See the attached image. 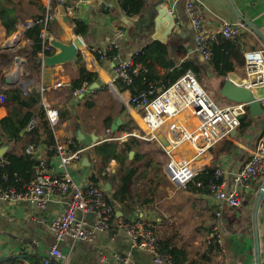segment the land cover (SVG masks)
<instances>
[{
    "label": "crops",
    "instance_id": "0c3cea01",
    "mask_svg": "<svg viewBox=\"0 0 264 264\" xmlns=\"http://www.w3.org/2000/svg\"><path fill=\"white\" fill-rule=\"evenodd\" d=\"M42 6H47V0H40ZM189 1H194L203 11L204 28L208 34L217 32L225 22L242 21L244 17L247 30L241 35L242 50L255 51L264 49V0H147L144 13L136 17L126 16L119 5L113 4L110 15L98 13V3L94 0L71 1L66 6L51 2V10L55 13L51 26L52 40L56 39L69 44L75 37L84 40V49L72 62L56 67H44L41 74L29 77L26 70L27 59L18 54L21 47H30L31 41L25 39L24 24L18 25L17 32L8 36L0 22V96H6L5 105L0 102V121L12 113L25 115L27 112L38 114L42 110L41 100L48 101L52 106L59 108L61 123L58 139L73 138L76 150H83L79 161L69 168L70 175L78 185L93 182L97 178L98 186L102 187L110 200L119 188L121 177L120 166L112 160L100 172L101 158L96 155L95 147L100 146L106 135L105 121L111 116L115 121L121 120L131 129L116 133L117 136L137 131V112L129 104H125L111 90V78L115 66L123 61L132 60L136 54L153 41L155 34L157 6L167 7L175 19V28L164 44L169 45L168 61L176 67L183 63H192L199 68V82L212 79L217 83V92L220 94V82L225 80L217 75L211 66V61H205L196 49L195 33L191 18L187 11ZM71 12V13H70ZM126 16L129 24L122 21ZM73 20H82L89 26L86 36L76 35ZM244 22V21H242ZM121 31V34L119 33ZM258 32V33H257ZM263 39H262V38ZM113 46H115L113 48ZM105 51V60L100 58ZM117 51L113 57L107 54ZM54 52L56 50L54 49ZM99 54V56L97 55ZM145 64V63H144ZM144 64H141L142 66ZM153 68L157 76H167L166 67L156 65ZM98 73V82L89 86L87 90L76 98L68 88L72 79L79 76V70ZM139 70L136 74H146ZM173 69H170L172 71ZM198 78V77H197ZM237 84L246 85L245 68H238L236 72L228 74ZM24 82H30L33 90L31 96H25L21 90ZM62 82L63 88L53 86ZM45 87L42 95L37 93L39 86ZM118 86V82L116 83ZM155 87V86H154ZM163 85L156 86L161 90ZM20 90L24 102L31 103L39 100L38 104L21 106L19 101L12 100L15 90ZM260 99L264 96V89H253ZM129 93H132L129 91ZM226 101V100H225ZM223 103L222 106L232 105ZM243 132L237 129L235 136L231 134L206 149L195 160V167L202 172L209 166L224 171V182L227 188L233 183L234 174L250 160L257 146L258 136L264 131V113L252 115L250 108L242 116ZM172 125H181L193 128L191 116H185L169 122L161 129L160 138L164 146H168V132ZM112 129V128H111ZM135 138L141 141V146L130 152L126 165L133 163L137 152L143 157L136 162L138 173L135 175L132 186L131 207L122 206L112 199L115 217L110 228L98 234L92 241H74L65 238L58 244L66 264H156L152 255L134 246L130 236L117 226L118 220L127 222L137 221L140 225L152 226L161 241H170L184 252L181 258L185 264H256V233L261 246V264H264V197L261 199L258 210V197L264 182V172L257 180L251 183L249 190L243 193V202L238 208H230L227 204L218 201L210 192H192L170 188L172 182L165 172L168 160L160 142H148L138 137H127L121 142ZM97 140V141H96ZM115 142V141H106ZM225 142L235 145V148L225 153ZM154 146L157 152L163 154L166 162L158 160L147 148ZM21 144L6 137L0 124V164L5 154L15 151L21 152ZM44 148L47 157L48 150ZM196 149L193 144L186 143L177 156L194 158ZM48 170L58 175L59 168L56 158L47 160ZM160 165V166H159ZM107 168L110 171H107ZM158 189L157 197L154 192ZM157 192V191H156ZM70 193L52 198L47 204L39 205L30 202H0V264L13 262L15 264H40L48 256L50 248L56 243L54 232L49 223L60 219L70 201ZM125 203H129L125 201ZM82 218L91 227L97 222L95 214H87ZM216 234L219 238L220 251L209 252L210 237ZM116 256H121L117 260ZM57 264L63 262L57 261Z\"/></svg>",
    "mask_w": 264,
    "mask_h": 264
},
{
    "label": "built area",
    "instance_id": "2783aa9c",
    "mask_svg": "<svg viewBox=\"0 0 264 264\" xmlns=\"http://www.w3.org/2000/svg\"><path fill=\"white\" fill-rule=\"evenodd\" d=\"M80 3L82 0H79ZM100 3L99 0H94ZM113 4H118L119 0H109ZM52 0H47L45 15L41 20H30L24 24L27 30L30 27L40 24L42 49L38 53L42 62L52 50V38L50 33L51 24L54 22L55 13L51 10ZM59 5H63L65 0H56ZM187 11L191 18L192 28L195 33V43L197 51L205 61H211L212 53L209 41L219 35L227 39H236L247 30L246 23L225 22L217 32L208 34L204 28L203 11L194 1H189ZM71 13V12H70ZM121 34V31H119ZM115 46H113L114 48ZM100 58L105 60V51L100 52ZM245 73L247 77L246 86L253 89H264V49L246 51ZM139 70H145L144 65H135V61L126 60L115 66L111 78V90L125 104H129L137 112L135 119L138 129L124 136L115 135L110 128L106 129L103 141H119L127 137H138L148 142H160L163 151L168 157L165 165V172L168 179L180 190H189L191 183L199 173L195 167L196 158L206 149L223 139H227L231 134L239 129L242 124V116L247 113L248 105L244 103H233L230 106H221L215 103L212 96L203 88L192 71H188L178 79L173 85L156 90L150 85L146 90L136 94L129 93L128 90L121 91L116 85L121 81L127 85L133 82L134 76ZM62 82L56 83L55 89L61 88ZM21 90L25 96L33 93L30 82H24ZM87 86L74 91V96L78 98L86 90ZM45 92L43 84L37 88V93L42 95ZM6 96H0V102L5 105ZM264 109V96L260 98ZM42 111L53 130L55 145L54 157L59 168V174L53 175L48 170V163L45 158L43 147L30 145L26 148V153L31 155L38 164L35 166L36 177L27 186L24 192H17L15 189L0 188V202H30L39 205L47 204L54 197H61L70 193V201L60 219L52 220L49 223L50 229L54 232L56 243L50 248L41 264H57L63 262L64 256L58 244L65 238L74 241H92L99 233L110 228V223L115 217V210L108 202L104 189L93 182L78 185L70 175L69 168L74 162L82 157L83 150H76L73 138L65 141L58 139L59 126L61 123L60 110L52 106L48 101L41 100ZM191 116L193 128L181 125H172L168 132L169 144L164 146L160 138L161 129L172 120ZM38 124V119H32L27 131H31ZM186 143L193 144L196 149L194 158L177 156L176 153L183 150ZM5 162L3 159L1 163ZM107 171H110L107 168ZM264 172V131L258 136L257 146L250 160L246 162L233 176V183L230 188L224 182V171L216 169L213 179L207 185L209 192L220 202L227 204L230 208H238L243 202V193L249 190L251 183L258 179ZM197 187H203L202 182L196 183ZM95 214L97 222L88 227L87 223L79 216ZM119 226L126 232L134 246L153 256L156 264H176L171 256L162 254L158 246V238L150 225H140L137 221L127 222L118 220ZM121 260V256H116ZM7 264H15L8 262ZM23 264V263H18Z\"/></svg>",
    "mask_w": 264,
    "mask_h": 264
},
{
    "label": "trees",
    "instance_id": "16d2710c",
    "mask_svg": "<svg viewBox=\"0 0 264 264\" xmlns=\"http://www.w3.org/2000/svg\"><path fill=\"white\" fill-rule=\"evenodd\" d=\"M71 1L73 0H65L66 6L67 4L70 5ZM52 2L56 3V0H52ZM147 3V0L118 1L121 11L131 18L142 15L146 9ZM44 15L45 7L42 6L40 0H0V22L5 28L8 36L17 32L18 25L21 22H26L29 19L38 21L41 20ZM73 22L75 34L82 37L86 36L89 32V26L82 20H73ZM52 24L51 26H53ZM41 30L42 25L40 24H36L27 29L24 37L31 41V46L28 48L24 46L18 50V54L27 59L26 70L29 72V77L41 74L43 69L42 59L38 55L42 49V41L40 37ZM50 33H53L51 27ZM209 47L212 53L210 64L220 77L226 78L228 74L236 72L238 68L245 67V52L242 50L243 43H241L240 37L231 40L219 35L217 38L209 41ZM53 53L54 48H52L47 54L51 55ZM116 54L117 51H111L107 55L113 57ZM168 54V44L153 41L150 45L139 51L133 59L135 65L145 63L149 68L148 72L146 74L142 73L138 76H134L133 82L130 85L119 81L118 88L121 91H131L133 94L146 90L150 85L155 87L163 85V88H167L173 85L188 71H192L196 78L198 77L197 80L199 81L200 72L197 66L192 63H183L181 66L176 67L173 62L168 61ZM97 55L99 56V54ZM79 56L78 60L80 61ZM154 64L166 67L169 71L167 76H157L156 71L153 69L155 67ZM170 69L173 70L170 71ZM98 79V73L88 71L86 68H81V70H79V76L72 79L71 85L68 88L71 97L74 95V91L79 90L84 86H93L98 82ZM21 93L22 92L18 89L10 96L12 100H18L21 106L30 107L39 103V100L37 99L32 100L31 103L24 102L21 98ZM32 119H38V124L31 131H27V126ZM115 119L116 118L111 116L106 119V129L112 128V125L116 122ZM0 124L2 125L6 137L21 144L20 153L11 151L5 154V162L0 164V188H13L17 192H24L27 189V186L36 177L35 166L38 164L31 155L26 153V148L30 145L36 147L45 145L48 150L47 157L45 155V158L46 160H49V157H53L55 153L54 150L51 149L55 145L53 130L42 110L39 111L38 114L27 112L25 115L14 112L12 115L2 119ZM245 126V124L244 126L241 125L239 131L243 132ZM129 129L131 128L128 127V124L126 125V123H124L123 125H120L114 133L116 134ZM141 143V141L131 138L124 143L119 141L104 142L100 146L94 148L96 155L102 160L100 172H102L112 160H115L120 166L121 177L118 184L119 188L114 192L112 199L120 203L124 208H130L131 204H133V202H131V186L139 169L136 166V162L143 156L137 152L133 163L130 166L126 165V160L128 159L130 152L137 149V147H140ZM225 144L226 146L223 149L225 153H228L235 148V145H232L229 142H225ZM215 171L214 167L209 166L202 172L198 173L194 178V181L190 184L191 188L189 190L192 192H209L207 185L213 179ZM97 180V178H93L95 183H97ZM198 182H202L204 186L197 187L196 183ZM112 199H108L110 204H112ZM125 201H128L129 203H125ZM208 245L209 252L221 250L219 238L215 233L213 234V237H210ZM158 246L160 252L171 256L176 264H185V261L181 259L184 256V252L176 245L172 244L170 241H161L158 238ZM42 261L43 259L40 264Z\"/></svg>",
    "mask_w": 264,
    "mask_h": 264
},
{
    "label": "water",
    "instance_id": "95a60500",
    "mask_svg": "<svg viewBox=\"0 0 264 264\" xmlns=\"http://www.w3.org/2000/svg\"><path fill=\"white\" fill-rule=\"evenodd\" d=\"M98 4V13L103 15H110L111 8L113 7L112 2L109 0H99ZM235 12H237L236 8L232 0H230ZM157 16H156V27L155 34L152 39L161 43H166L168 40V36L173 32L175 28V19L172 14L169 12L167 7H162L160 5L157 6ZM238 13V12H237ZM239 14V13H238ZM240 15V14H239ZM239 18L244 21L248 26H251L250 23L242 16ZM122 21L125 24H129L130 22L124 15L122 17ZM258 33V32H257ZM262 38V37H261ZM263 39V38H262ZM264 41V39H263ZM52 47L56 50L51 55H47L43 60L44 67H56L59 65H65L73 60H75L79 54L83 51L85 45L84 40L81 37H77V39L73 40L71 43L66 44L59 40H52ZM220 82V95L226 98L228 101L232 103H244L247 104L250 108L252 115H259L260 113H264V109L261 105L260 99L254 94L253 90L247 87L245 84H237L232 81L230 78H224ZM122 124L121 120H117L112 125V130L117 131L118 127ZM237 130L232 134L235 136ZM97 141V140H96ZM264 197V182L262 184L261 190L259 192L258 197V205L257 210L260 204L261 199ZM256 264H261V246L258 233H256Z\"/></svg>",
    "mask_w": 264,
    "mask_h": 264
},
{
    "label": "rangeland",
    "instance_id": "374dc122",
    "mask_svg": "<svg viewBox=\"0 0 264 264\" xmlns=\"http://www.w3.org/2000/svg\"><path fill=\"white\" fill-rule=\"evenodd\" d=\"M202 86H203V88L210 94L211 92H214L215 94H216V92H217V83H216V81L215 80H212V79H209V80H206V81H204V83H201V82H199ZM64 87V86H63ZM63 87H61V88H63ZM212 99H213V101L215 102V103H217V104H223V103H227V104H231V101H228L226 98H224L223 96H221L220 94L219 95H215V97H213L212 96ZM226 100V101H225ZM222 106V105H221ZM230 106V105H229ZM156 157H157V159L158 160H161V161H163V163H165L166 162V158H165V156L163 155V154H160V153H158L157 152V149L154 147V146H149V147H147ZM172 187L173 188H177L176 187V185H174L173 183H172V185L170 186V188L172 189ZM178 189V188H177ZM178 190H180V189H178ZM157 191V192H156ZM155 193H156V195H157V197H160L161 195L160 194H158V189L156 188V190H155V192H154V195H155Z\"/></svg>",
    "mask_w": 264,
    "mask_h": 264
},
{
    "label": "bare ground",
    "instance_id": "6f19581e",
    "mask_svg": "<svg viewBox=\"0 0 264 264\" xmlns=\"http://www.w3.org/2000/svg\"><path fill=\"white\" fill-rule=\"evenodd\" d=\"M75 39H77V38L75 37Z\"/></svg>",
    "mask_w": 264,
    "mask_h": 264
}]
</instances>
